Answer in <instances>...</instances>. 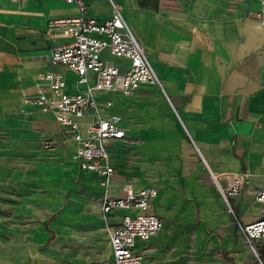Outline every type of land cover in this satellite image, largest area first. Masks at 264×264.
<instances>
[{"label":"crops","instance_id":"obj_1","mask_svg":"<svg viewBox=\"0 0 264 264\" xmlns=\"http://www.w3.org/2000/svg\"><path fill=\"white\" fill-rule=\"evenodd\" d=\"M115 1L146 48L162 88L147 83L131 94L98 93L99 98L105 94L101 101L113 102L106 111L121 115L126 128L123 139L108 145L116 168L108 189L96 171L73 158L77 142L71 134L64 135L72 152L65 164L73 160L76 170L68 173L64 165V172L69 178L79 174L84 194L99 196L100 215L94 214L100 221L95 222L107 238L101 210L106 192L122 195L127 181L137 190L158 189L149 210L164 226L149 241H138L137 248L145 250L143 264L147 254L151 264L210 262L235 246L237 220L248 224L264 216V203L256 199L264 188V23L255 16L261 0ZM86 4L88 16L112 15L110 0ZM79 14L66 0H0V116L6 118V109L20 101L26 86L33 88L31 94L36 91L37 75L51 52L48 21ZM41 114L57 122L51 112ZM244 171L245 197L228 193L227 201L216 178L228 192ZM85 174L98 186L86 190ZM50 191L53 203L62 201L53 198L55 188ZM238 203L235 213L232 206ZM119 219L116 214L112 222ZM39 236L47 237L43 228ZM17 239H8L1 254L11 264L31 254L15 251ZM110 251L113 264L111 246Z\"/></svg>","mask_w":264,"mask_h":264},{"label":"built area","instance_id":"obj_2","mask_svg":"<svg viewBox=\"0 0 264 264\" xmlns=\"http://www.w3.org/2000/svg\"><path fill=\"white\" fill-rule=\"evenodd\" d=\"M66 1L75 4L80 14L48 21L45 33L52 40L48 64L38 73L36 91L27 101L33 100L54 115L64 135L71 134L77 142L73 158L83 169L96 171L100 183L108 189L116 172L108 145L123 139L126 128L121 115L106 111L113 102L101 101L98 93L131 94L143 84L162 87V82L118 2L110 0L112 15L99 19L86 14V0ZM255 16L264 23V0ZM235 180V186L226 192L216 178L224 196L241 192V178ZM122 190L123 194L116 197L106 192L102 199L103 229L109 238L113 264H143L145 250L137 248L138 241H149L164 225L163 218L149 210L158 189L137 190L127 181ZM256 199L264 203V188L257 192ZM120 210L127 212L118 213ZM116 214L120 219L113 223ZM237 223L258 254V243L264 240V216L248 224Z\"/></svg>","mask_w":264,"mask_h":264},{"label":"rangeland","instance_id":"obj_3","mask_svg":"<svg viewBox=\"0 0 264 264\" xmlns=\"http://www.w3.org/2000/svg\"><path fill=\"white\" fill-rule=\"evenodd\" d=\"M32 89L26 86L20 101L6 109V118L0 116V264H11L1 254L11 242L8 239L14 238H18L13 240L16 252L31 253L19 256L18 264H110L108 238L95 222L100 221V198L84 194L79 174L70 178L65 174L64 169L75 174L73 160L65 164L72 152L53 116H42L46 110L33 100L27 101ZM99 95L105 98L104 93ZM85 176L86 190L98 186L92 176ZM240 178L243 186L239 196L244 198L248 183L245 171ZM51 188L65 193L66 198L54 193L55 201L59 197L62 201L53 203ZM240 204L232 206L235 213ZM40 228L46 233L45 239L39 236ZM235 239L232 250L197 264H264V245L258 247V254L254 252L238 224ZM150 259L151 254H147L145 264H151Z\"/></svg>","mask_w":264,"mask_h":264},{"label":"bare ground","instance_id":"obj_4","mask_svg":"<svg viewBox=\"0 0 264 264\" xmlns=\"http://www.w3.org/2000/svg\"><path fill=\"white\" fill-rule=\"evenodd\" d=\"M236 178H240V177H234L233 179H232V182H231V188L230 189H232L233 188V186H235V182H236ZM164 226V225H163ZM163 228V227H162ZM161 231V230H160Z\"/></svg>","mask_w":264,"mask_h":264},{"label":"water","instance_id":"obj_5","mask_svg":"<svg viewBox=\"0 0 264 264\" xmlns=\"http://www.w3.org/2000/svg\"><path fill=\"white\" fill-rule=\"evenodd\" d=\"M225 198L227 199V201H228V197L227 196H225Z\"/></svg>","mask_w":264,"mask_h":264}]
</instances>
